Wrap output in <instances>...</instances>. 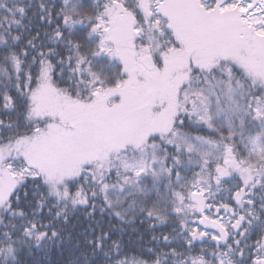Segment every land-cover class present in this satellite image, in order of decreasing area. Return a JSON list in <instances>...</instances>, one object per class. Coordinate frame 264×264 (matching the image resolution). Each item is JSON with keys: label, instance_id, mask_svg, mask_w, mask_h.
Here are the masks:
<instances>
[{"label": "snow or ice", "instance_id": "snow-or-ice-1", "mask_svg": "<svg viewBox=\"0 0 264 264\" xmlns=\"http://www.w3.org/2000/svg\"><path fill=\"white\" fill-rule=\"evenodd\" d=\"M0 264H264V0H0Z\"/></svg>", "mask_w": 264, "mask_h": 264}]
</instances>
